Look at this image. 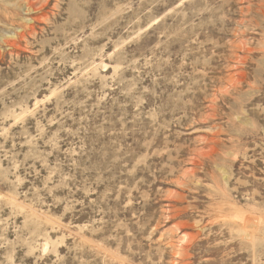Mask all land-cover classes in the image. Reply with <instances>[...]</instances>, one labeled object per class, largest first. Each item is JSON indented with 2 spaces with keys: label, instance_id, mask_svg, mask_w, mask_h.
<instances>
[{
  "label": "rangeland",
  "instance_id": "1",
  "mask_svg": "<svg viewBox=\"0 0 264 264\" xmlns=\"http://www.w3.org/2000/svg\"><path fill=\"white\" fill-rule=\"evenodd\" d=\"M41 3L0 47V264H264V0Z\"/></svg>",
  "mask_w": 264,
  "mask_h": 264
},
{
  "label": "bare ground",
  "instance_id": "2",
  "mask_svg": "<svg viewBox=\"0 0 264 264\" xmlns=\"http://www.w3.org/2000/svg\"><path fill=\"white\" fill-rule=\"evenodd\" d=\"M18 1L22 3V6L24 8V14L28 17V19L25 18L24 22L21 25L15 27V30H13L12 34L1 36L0 37V47L3 45V46H6L8 48H12V49L19 48V46H18V44L20 42L19 40L23 39L25 37L26 33L33 32L34 27H35L34 23L35 22L37 23L40 19L45 17V16H42L43 7H45V6L41 3V0H18ZM1 3H2V0H0V4ZM35 15H37L38 17ZM44 20H46V19H44ZM230 82H232V81H230ZM232 211L236 212L237 210L234 209ZM234 219H235V221L238 222V224H236L235 222L234 223L232 222L233 225H235L239 228L245 229L249 226L251 216L250 215L245 216V215H243V213H236L234 216Z\"/></svg>",
  "mask_w": 264,
  "mask_h": 264
}]
</instances>
